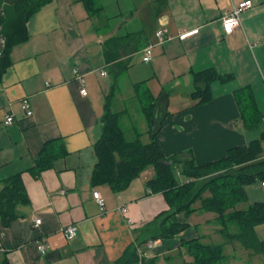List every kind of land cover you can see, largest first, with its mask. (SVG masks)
<instances>
[{
    "label": "crops",
    "instance_id": "obj_1",
    "mask_svg": "<svg viewBox=\"0 0 264 264\" xmlns=\"http://www.w3.org/2000/svg\"><path fill=\"white\" fill-rule=\"evenodd\" d=\"M242 1L53 0L29 19V38L14 47L0 77V183L21 174L30 204L18 207L19 217L9 225L0 217V263L7 257L10 264H116L135 248L138 258L141 251L153 264H195L183 244L201 239L224 245L225 258L218 264H264L262 255L223 236L214 213H178L173 221L187 228L174 239L152 240L160 233L153 222L170 209L163 194L146 188L157 174L153 167L118 194L106 185L91 186L98 163L94 148L115 81L110 107L122 114L121 124L128 110H115V105L125 98L124 79L139 110L137 85L161 98L158 138L170 158L192 154L204 165L255 140L235 92L249 88L253 97L264 96V0H251L254 7L241 14V26L232 34L222 27L223 18ZM160 28L169 40L156 46L153 60L146 63L142 50L157 41ZM186 32L195 33L180 39ZM210 68L233 74L235 80L213 83V100L196 105L193 73ZM24 99L33 116L22 111ZM9 115L15 121L6 126ZM140 132L149 143L148 125ZM53 140L63 144L65 155L34 178L31 169L45 143ZM262 183L258 189L246 187L248 202L237 209L264 201ZM94 191L105 199L104 209ZM36 219L42 220L38 227ZM70 225L79 231L71 241L62 233ZM233 227L232 234L237 232ZM257 233L260 238L259 227ZM41 245L48 247L45 252Z\"/></svg>",
    "mask_w": 264,
    "mask_h": 264
},
{
    "label": "trees",
    "instance_id": "obj_2",
    "mask_svg": "<svg viewBox=\"0 0 264 264\" xmlns=\"http://www.w3.org/2000/svg\"><path fill=\"white\" fill-rule=\"evenodd\" d=\"M2 1L0 0V7ZM52 1L14 0L9 7L3 9L0 35L5 39V46L0 56L1 75L10 65V54L14 47L28 40L29 19ZM193 77L194 91L191 97L196 105L208 104L213 100V83L220 82L223 85L235 80L233 74L223 75L213 68L195 72ZM116 90L115 81L102 120L104 126L101 138L94 148L98 163L91 175V186L106 185L118 194L131 186L144 171L153 167L157 174L146 183V188L150 194H163L170 209L153 222L159 224L160 233L152 240L174 239L175 235L184 231L187 226L174 222L172 218L178 213L193 214L199 210L217 215L218 223L222 226L220 232L227 240L237 241L245 249L264 257V239L259 238L257 233V228L264 225V202H255L246 209H237L239 205L248 202L246 187L259 181L264 182V132L260 139L253 140L248 146L233 147L227 151L225 157L204 165H198L192 154L186 159L177 155L170 158L164 153L158 138L163 121V115H159L163 106L161 98L154 97L151 92L137 85L141 111L148 125L146 133L150 141L144 143L143 133L138 131L136 139L130 141L121 124L122 114L113 112L110 107V100ZM235 96L247 127L256 128L263 119L261 113L255 114V120H248L244 115L247 104H254L253 100H250L254 98L251 91L249 88H242L236 90ZM63 155V144H58L56 140L46 142L31 169L34 178L51 169L52 163ZM21 178V174H17L0 183V217L5 225L19 217L18 207L30 204ZM197 203H200V207L195 208ZM231 226L237 228L236 233H231ZM183 245H186L195 264H218L225 258L224 245L205 244L201 239ZM137 262L139 258L134 248L129 249L116 264ZM0 264L10 262L5 257ZM145 264L153 262L146 261Z\"/></svg>",
    "mask_w": 264,
    "mask_h": 264
},
{
    "label": "built area",
    "instance_id": "obj_3",
    "mask_svg": "<svg viewBox=\"0 0 264 264\" xmlns=\"http://www.w3.org/2000/svg\"><path fill=\"white\" fill-rule=\"evenodd\" d=\"M253 7H254V3L251 0H247V1L245 0V1L238 3L237 5H233L231 13L228 16L224 17L222 20L223 21L222 27H223L224 33L227 35L232 34L237 28H239L241 26V18H240L241 14L248 10H251ZM0 31H1V28H0ZM194 33L195 32H186V33L181 34L179 38L184 40L192 36ZM155 37L157 41L154 43H150L144 50H142L143 51V61L146 63L151 62L153 60V56H154L153 50L155 49V47L158 45H163L165 44V42H167V40H169L167 31L165 30V28H160L159 30H157ZM4 42H5V39L0 35L1 51L3 47L5 46ZM74 73L76 76H78L80 82L84 84L83 75H81L78 70H75ZM87 93L88 92L83 85V88L81 89V94L83 96H86L88 95ZM21 109L27 116H33L32 106L28 99L22 100ZM14 121H15L14 115H9L6 117L5 125L10 126L14 123ZM262 185L264 186V182L262 183ZM93 197L99 203L101 208L104 209L106 203L101 193L99 191H94ZM41 222L42 220L36 219V226L38 227L41 224ZM62 233L67 240L71 241V240H74L78 236L79 231H78L77 225H70V226L63 228ZM153 246L154 244L150 242L148 247L152 248ZM47 248L48 247L46 245H41L40 247L42 252H45ZM145 259L146 258L144 257L142 252L139 251V262H137L136 264H145L146 262Z\"/></svg>",
    "mask_w": 264,
    "mask_h": 264
},
{
    "label": "rangeland",
    "instance_id": "obj_4",
    "mask_svg": "<svg viewBox=\"0 0 264 264\" xmlns=\"http://www.w3.org/2000/svg\"><path fill=\"white\" fill-rule=\"evenodd\" d=\"M14 0H3V4L0 7V11L1 14L3 12V9L6 7H9L10 4L13 2ZM127 80L124 79V81L121 82V86H122V93L124 95V99L121 100L120 102H116V105L118 108H115V110L119 109V106H122L123 108L125 107V109L128 110V114L127 116L124 117V120L122 122L123 128L127 133V137L130 141L135 140L136 139V133L137 131H145V129H147V122L145 120V117L142 113L141 110H139L138 104L134 101V99L131 97V89L129 87H127ZM250 100H253L252 102H254L253 105L250 106V104L248 103L247 105V111L245 112V117L249 120V119H254L256 118L255 114H260L261 116H263L264 118V96L262 97H254L251 98ZM114 106V107H115ZM257 112V113H256ZM264 132V119L261 120V122H259V125L256 128H253V130L251 131V135L253 136V139H260L261 135ZM147 140V139H145ZM263 146H264V142H263ZM176 170H178V168H175ZM182 180L184 179L183 177H180ZM260 184L261 182H257L256 184H253L252 188H260ZM252 190V189H250ZM209 195V193H207V196ZM259 197H263V196H259ZM264 202V201H263ZM200 203H198L199 205ZM233 226L230 227V229ZM235 227V226H234ZM233 227V228H234ZM259 234H260V238L264 239V225L259 226Z\"/></svg>",
    "mask_w": 264,
    "mask_h": 264
},
{
    "label": "water",
    "instance_id": "obj_5",
    "mask_svg": "<svg viewBox=\"0 0 264 264\" xmlns=\"http://www.w3.org/2000/svg\"><path fill=\"white\" fill-rule=\"evenodd\" d=\"M1 11H0V24L2 23V16H1ZM0 56H1V44H0ZM1 72H2V65H1V57H0V75H1Z\"/></svg>",
    "mask_w": 264,
    "mask_h": 264
}]
</instances>
